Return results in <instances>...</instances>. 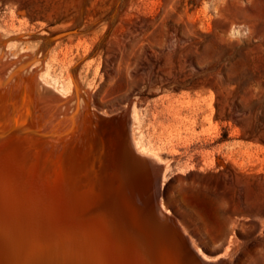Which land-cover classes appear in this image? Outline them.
I'll return each mask as SVG.
<instances>
[{
    "label": "rangeland",
    "instance_id": "obj_1",
    "mask_svg": "<svg viewBox=\"0 0 264 264\" xmlns=\"http://www.w3.org/2000/svg\"><path fill=\"white\" fill-rule=\"evenodd\" d=\"M0 33L62 91L74 72L96 108L130 106L166 164L167 208L206 255L264 238V0H0Z\"/></svg>",
    "mask_w": 264,
    "mask_h": 264
},
{
    "label": "bare ground",
    "instance_id": "obj_2",
    "mask_svg": "<svg viewBox=\"0 0 264 264\" xmlns=\"http://www.w3.org/2000/svg\"><path fill=\"white\" fill-rule=\"evenodd\" d=\"M2 35L0 264H264L259 233L206 255L167 208L166 164L130 106L96 108L74 72L62 91L41 54Z\"/></svg>",
    "mask_w": 264,
    "mask_h": 264
}]
</instances>
